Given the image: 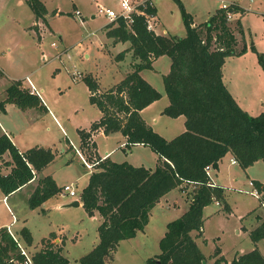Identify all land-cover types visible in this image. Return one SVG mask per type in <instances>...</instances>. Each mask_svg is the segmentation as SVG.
<instances>
[{
  "label": "trees",
  "instance_id": "1",
  "mask_svg": "<svg viewBox=\"0 0 264 264\" xmlns=\"http://www.w3.org/2000/svg\"><path fill=\"white\" fill-rule=\"evenodd\" d=\"M181 9L187 34L184 37L159 35L149 31L144 17H135L129 27L124 20L105 27L107 38L114 43L130 44L138 61H133L125 77L109 89L103 90L93 75L84 77L90 102L102 116L89 130H78L81 145L89 149L92 135L103 130L105 135L121 133L127 138V147L144 145L160 157L155 170L116 162L111 158L89 152L92 162L100 161L90 174L88 185L80 198L86 212L92 217L99 213V243L79 259L81 264H111L122 241L135 238L150 221L155 206L176 188L190 195L188 210L169 222L159 246L160 253L147 260V264H264V255L256 247L251 252L228 262L217 247L210 263L196 238L204 237V210L215 200L224 197V189L211 187L206 168H219L220 161L231 154L239 165L248 169L258 161L264 162V111L251 115L231 94L224 81V66L231 56H242L247 47L237 48L239 40L227 19L226 11L218 9L206 22L195 26L193 16L186 11L181 0H175ZM37 19L48 13L41 0H27ZM235 11L243 8L234 7ZM155 13V9L150 10ZM238 33L242 24L237 20ZM255 50V48H253ZM127 51L118 58L124 59ZM168 56L172 63L164 76L165 91L170 104L163 114L186 118V130L172 140H167L142 116V111L161 99L162 94L141 74L152 69L153 63ZM264 67V56H260ZM13 104L22 111L31 108L47 110L40 94L31 93L20 80H14L0 101V109ZM76 151L70 147L69 151ZM11 155L4 161L5 154ZM59 155V151L36 146L20 151L7 134H0V189L8 197L37 178ZM264 202V183L255 181ZM52 176L39 179L38 186L29 199L31 209L40 208L45 202L62 192ZM259 226L250 232L255 245L264 239V218L257 215ZM197 235L194 236L193 233ZM17 240L8 228L0 229V264H25L20 243L32 246L31 231L24 227ZM56 233L41 240L42 248L31 255L34 264H71L63 255V246L54 242ZM206 242V239H204Z\"/></svg>",
  "mask_w": 264,
  "mask_h": 264
},
{
  "label": "rangeland",
  "instance_id": "2",
  "mask_svg": "<svg viewBox=\"0 0 264 264\" xmlns=\"http://www.w3.org/2000/svg\"><path fill=\"white\" fill-rule=\"evenodd\" d=\"M41 1L47 5L48 13L39 26L38 22V25L34 24L36 17L27 0H0V100L5 98L6 90L14 80L22 81L23 87L25 84L29 89L30 84L27 81L29 76L46 104L60 119L61 126L67 129V134H64L59 126L46 120L50 146L59 151V156L52 167L62 170L58 175L60 182L67 181L69 184L73 182L77 184L78 190V196L61 198L59 201H70L71 198L78 200L79 192L82 193L88 185L90 169L84 165L81 155L76 151L65 154L62 151L66 150L68 139L76 144L80 142L78 130L90 129L93 123L101 118L100 110L90 102L89 88L84 77L93 75L101 88L106 90L118 84L131 70L133 61L138 60L134 58L132 51L127 50L130 44L114 43V40L107 38L105 34V27L111 21L99 13V6L119 10L118 0ZM221 1L181 0L186 11L192 12L199 24L206 23L220 9ZM225 1L236 3L247 10L241 18L236 17L230 21L239 40L237 48L241 50L246 46L247 51L242 56H231L227 59L224 67L225 81L231 82L235 77L242 75L253 77L251 88L246 89H251L254 95L250 99L256 108L252 109L251 115L256 116L264 111V104H260L262 100L264 102V67L260 62V56H264V0ZM155 2L159 7L161 18L159 31L162 33L166 30L168 36L173 37L186 36L187 30L179 4L175 0H155ZM237 20L241 21L242 34L238 33ZM53 43L56 46H53ZM122 51H127L124 59L118 58ZM165 59L171 61L168 56ZM147 77L154 87L164 91L162 75L149 71ZM167 102L169 100L165 98L160 107L164 104L167 107L169 105ZM157 109L146 114L147 120L152 122L151 118L157 113L155 112ZM13 119L17 127L20 124L21 127L23 126L22 117ZM165 121L167 123L173 120L166 115L160 124L155 126L172 140L182 131L179 133V129L174 126L171 131L166 132ZM95 141L96 149L101 155L105 156L107 152L117 149L114 159L124 162L129 160L137 165L150 164L153 167L157 164L158 154L151 148L136 149L129 158L125 150L120 148L117 138L96 135ZM70 146L73 148V145ZM94 146L92 137L89 149L82 147L80 143L79 151L88 160L89 152L95 154ZM224 167H230L229 158L225 159ZM230 170L227 171L231 176L230 180L226 177L224 179V170L223 168L221 170L220 164L219 168L213 170L210 175L211 180L222 183L225 187L220 185L224 189V197L205 208V236L199 238V244L207 255L213 254L217 247H222L224 255L229 258L238 252L252 251L255 244L250 232L255 228L254 216L260 215L264 218L261 197L240 192L242 189L251 191L252 187L249 183L254 178L264 181V162L258 161L248 169L238 164L232 166ZM236 175L240 177L239 183H235L232 179V176ZM194 191L193 187H190L188 192L180 188L170 191L167 194L171 200V204H168L170 208H164L161 213L156 210L152 214L149 228L141 233L137 240L120 243L111 264H147L149 258L159 254V243L166 232L167 222L179 217L180 211L187 210L188 200ZM3 195L0 189V225L13 222L12 213L2 201ZM24 196L25 192L19 193L8 201L10 208L16 214L20 212L16 205L24 202ZM227 206H230L231 210H227ZM71 211H76L77 214L68 215L62 210H56L54 206L49 207L46 213L26 209L24 214L28 217H25L26 220L20 219L13 229L18 231L24 226L30 228L36 238L35 245H38V241L42 238L52 231H60L63 227L67 236L74 238L72 243L78 241L77 245L70 246V256L76 257L80 255L81 248L93 240L96 226L100 225V221L95 224L96 222L90 220L89 214L83 208ZM252 211L254 214L250 216L249 213ZM80 217L85 218V221L82 223L76 221ZM204 238L207 239L206 242ZM260 250L264 254V239L260 243ZM33 253L28 251L30 256Z\"/></svg>",
  "mask_w": 264,
  "mask_h": 264
},
{
  "label": "crops",
  "instance_id": "3",
  "mask_svg": "<svg viewBox=\"0 0 264 264\" xmlns=\"http://www.w3.org/2000/svg\"><path fill=\"white\" fill-rule=\"evenodd\" d=\"M225 1V0H224ZM43 2V1H42ZM154 2V8H155V14H156V22H157V30H156V33L159 34V35H164V36H168L166 30H163V32L161 33L159 31V26H160V21H161V18H160V11H159V7L158 5H156V2L155 0H153ZM44 3V2H43ZM45 4V3H44ZM46 8H47V5L45 4ZM48 10V9H47ZM247 11V10H245ZM188 12V11H187ZM192 16H193V19H194V25L195 26H198V25H201L199 23L196 22L195 20V17H194V14L192 12H189ZM246 14V12L244 13ZM243 14V15H244ZM36 17V16H35ZM242 17V16H241ZM241 17H237V18H241ZM39 23V26L40 24H42L41 22H43V19H37L36 18V21H34V24L36 23ZM37 23V25H38ZM33 24V25H34ZM203 24V23H202ZM42 28V27H41ZM40 28V29H41ZM237 34V33H236ZM178 37V36H177ZM184 37V36H183ZM62 38V37H61ZM165 57L167 56H162L160 57L159 59H157L154 63H153V68L152 69H146V70H143L141 72L142 76L148 81L149 79H147V72H153L154 74H157L159 73V76L162 75L163 78L165 75H167L169 72H170V69H171V63L172 61H166ZM226 64V63H225ZM225 67V66H224ZM163 69V70H161ZM126 75V74H125ZM29 78V76H27ZM31 80V79H30ZM32 81V80H31ZM224 81H225V75H224ZM252 82H253V77L252 76H248V75H242L240 77H235L234 80H232L231 82H226L225 81V84L227 86V88L229 89V91L231 92V94L234 96V98L237 100V102L239 103V105L245 110L247 111L249 114H251L252 112V109H255L256 106L253 105V102L252 100L250 99L253 95V93L251 92V89L250 90H247L246 88L247 87H250L251 88V85H252ZM151 83V82H150ZM24 87L28 88L25 84H24ZM161 94H162V97L161 99H159L158 101L154 102L153 104H151L149 107H147L146 109H144L142 111V116L143 118L146 120V122L152 126V128L160 133L161 135H163L166 139L168 140H171V138H167V136H165L163 134V132H160L159 130H157V127L155 125H159L160 124V121L162 120V118H164V116H166L165 114H163V111L165 109V105L164 104L163 106L160 107L161 105V102L167 98V100H169V103L170 104V99L164 89V91H161L160 89H158L157 87H155ZM38 90V89H37ZM39 91V90H38ZM43 91V89L41 90V92ZM40 93V92H39ZM90 93V91H89ZM167 96V97H165ZM6 98V96H5ZM4 98V99H5ZM4 99L0 100V101H3ZM43 101H44V104L46 105V108L47 110H42L40 108H31V109H28L26 111H22L21 109H19L17 106L13 105V104H7L5 106V110L2 111L0 109V134H7L11 140L13 141V143L16 145V147L24 152V151H27L28 149H31L33 147H36V146H41V147H45V148H51V149H57L55 147H51L50 144V134H49V129H48V126H46V120H49L51 121L53 124H55V126H59L61 128V131L62 133L64 134H67V129L63 126H61V122H60V119L58 118V116L56 115V113L54 112V110H52L50 108V106L48 104H46V101L45 99L42 97ZM261 105L264 104L263 100L262 102L260 103ZM158 108V109H157ZM155 112H157L156 114H154L152 116V122L151 120H147L146 118V114L148 112H152L153 110H156ZM21 110V111H19ZM22 112V113H20ZM263 112V111H262ZM253 114V113H252ZM259 115V114H258ZM102 116V114H101ZM14 117H17V118H23L24 120V124L23 126L21 127V124L17 127L15 125V121H14ZM169 117V116H168ZM173 121H168L164 124H166V129L165 131L168 132V131H171V128H174V126L179 129V133L180 131H182L180 134H182L185 130H186V126H185V122H186V118L184 116H180L178 118H172ZM86 130H89V129H86ZM178 133V132H177ZM178 134V135H180ZM96 135H104V136H107L105 135L104 131L103 130H99L98 132H96L95 134L92 135V137L94 138V142H95V155L97 156H100V157H103V158H111L112 160L116 161V162H119V163H122L124 162V160H117V159H114V155L117 153V149H114L112 150L111 152H107L106 155H101L99 153V151L96 149V144L97 142L95 141V137ZM108 136H111V137H114V138H117L118 139V143H119V146L121 149H124L125 152H126V156L127 157H132L134 152L136 149H140V150H148L150 147H147V146H144V145H135V146H132V147H127L126 144H127V138L125 136H123L121 133H114V134H111V135H108ZM173 139V138H172ZM81 143V139H80V142L78 144H76L75 142L73 141H69V139L67 140V144H66V150H63L62 153L65 154L68 150V148H70V144L73 145V147H75L76 149L79 150V144ZM68 147V148H67ZM65 149V148H64ZM131 150V152H129ZM58 151V150H57ZM74 151V150H73ZM72 153V151H69ZM75 152V151H74ZM62 154V155H63ZM59 156V155H58ZM57 156V157H58ZM56 157V159H57ZM226 158H229L230 159V167H224V162H225V159ZM234 157L231 155V154H228L227 156H225L221 161H220V168L222 170H224V179L226 177L229 178V180L231 179V176L230 174H228L227 171H231L230 168H232V166H237L238 164L234 165L232 164L231 160L233 159ZM55 159V160H56ZM3 160L4 161H10L11 160V155L9 153L5 154L4 157H3ZM54 160V161H55ZM89 162H92L89 158H88ZM54 161L49 165L47 166L41 174H38L37 178L34 179L33 181H31L29 184H27L26 186H24L21 190L17 191L16 193L6 197L5 195H3L2 197V201L7 205V209L12 213V216H13V222L8 224H1L0 225V229L1 228H10L12 233L15 235V236H18L20 234V231L26 227L24 226L23 228H21L20 230L18 231H15L13 229V227L20 222V219L22 220H26L25 217H28L27 214H24V211L26 212V209H31L29 207V199L31 197V195L34 193V191L36 190L37 186H38V181L40 178L44 177V176H52L53 179L56 181L57 185L60 187V188H63L65 185L69 184V182L65 181V182H60L59 180V173L62 171L60 170L59 168H53L52 165L54 163ZM125 162H128L134 166H145L147 168H151L153 170L156 169V167L159 165V162H160V157L158 155V158H157V164L153 167L151 166L150 164H135V163H132L130 162L129 160H125ZM223 165V166H222ZM254 166V165H253ZM252 167V166H251ZM250 168V167H249ZM91 174V172H90ZM89 179H90V175H89ZM89 179H88V182L87 184L89 183ZM232 179L234 180L235 183H239L240 182V177L238 175L236 176H232ZM258 179L254 178V181H257ZM259 181V180H258ZM217 185H221L223 186L224 184L222 183H219V182H216L214 181ZM262 183H264V181H260ZM73 183V182H71ZM75 184V183H73ZM86 184V185H87ZM75 186H77V184H75ZM225 186H223L224 188ZM77 188V187H76ZM78 191V190H77ZM25 192V196H24V202L23 203H19L17 204V209L20 210V212L18 214H16L15 212H13V210L10 208L9 204H8V201L15 195L19 194V193H23ZM79 195H81V193L79 192ZM169 195H166L165 197L162 198V200L155 206V208L152 210L151 212V215H150V221H149V224L147 225L146 229L143 231V232H139L138 235L131 239V240H125V241H122L121 244H123L124 242H128V241H135L139 238L140 234L141 233H144L146 232V230L149 228L150 224H151V221H152V214L158 210V213H161V211L164 209V208H170L169 205L171 204V200L168 198ZM66 197H70L69 195H62L61 193L58 194L57 196L53 197L52 199L48 200L47 202H45L40 208H37V209H31L33 212H41V213H46V210L51 207V206H54V208L56 210H62L63 212H65L66 214L68 215H75L77 214L76 211H71L72 209H75V210H81V208H83L85 210V208L83 207V203L81 201V198L79 197L78 200H80V204L78 207H65V205L75 201V199H70V201H59V199L61 198H66ZM189 201V205H190V200ZM261 202V200H260ZM169 204V205H168ZM189 208V206H188ZM187 208V210H188ZM187 210L185 211H180L181 212V215L182 216ZM227 210H231V207L230 206H227ZM254 214V211H252L251 213H249L250 216H252ZM179 216V217H180ZM204 216H205V210H204ZM177 217V218H179ZM89 218L90 220H93V222H96L95 224H97V222L100 221V224H101V217L99 215V213H96L95 216H90L89 215ZM175 218V219H177ZM255 219L254 220V225H255V228H257L260 224V222L256 219V217L254 216ZM173 219V220H175ZM171 220V221H173ZM76 221L78 222H83L85 221V218H78ZM169 221V222H171ZM167 222V224L169 223ZM68 227V226H67ZM28 228V227H27ZM98 228H99V225L96 226V232H95V235L93 237V240L90 242V244H87L86 246H83V248H81L80 250V255L79 256H76V257H71L70 256V246L73 244V245H77L78 244V241L72 243V241H74L73 239L74 238H69L65 231V229L63 227L60 228V231H52L51 233H56L57 235V238L54 240V242L58 245H62V242L65 240V245L63 246V255L69 259L71 261V264H79V259L82 258L83 256H85L86 254H88L100 241V238H99V232H98ZM245 228V227H243ZM254 228V229H255ZM32 235H33V238H34V242H33V245L32 246H26L23 242L20 243L21 246L27 251H33L34 253L39 251L41 248H42V242L41 239L40 241H38V245L36 244L35 245V235H34V232L33 230H31L30 228H28ZM78 228H76L77 230ZM205 229V228H204ZM253 229V230H254ZM75 230V231H76ZM70 231V230H69ZM252 231V230H251ZM78 232V231H77ZM50 233V234H51ZM196 232L193 233L194 236L197 235V233L195 234ZM50 234L46 237H49ZM146 236V235H144ZM204 236H205V230H204ZM45 238V237H44ZM206 239V238H204ZM196 241H197V244L199 245V247L201 248V250L203 251L201 245L199 244V238H196ZM207 241V239H206ZM262 241V240H261ZM261 241L255 245V248L257 247L259 250H260V243ZM221 248V256H224L225 259L228 261V262H231L235 257L239 256V255H243V254H246V253H241V252H238L236 253L232 258H229L227 256L224 255L223 253V249L222 247ZM254 248V249H255ZM253 249V250H254ZM261 251V250H260ZM251 252V251H250ZM33 253V254H34ZM204 253V251H203ZM248 253V252H247ZM262 253V251H261ZM205 254V253H204ZM263 254V253H262ZM157 255V254H156ZM213 254L211 255H207L205 254V256L209 259V262L210 263H214L215 259L213 258ZM264 255V254H263Z\"/></svg>",
  "mask_w": 264,
  "mask_h": 264
},
{
  "label": "built area",
  "instance_id": "4",
  "mask_svg": "<svg viewBox=\"0 0 264 264\" xmlns=\"http://www.w3.org/2000/svg\"><path fill=\"white\" fill-rule=\"evenodd\" d=\"M249 2H253L254 0H247ZM119 3V10H114L112 8H106L104 6H99V13L103 14L106 16L111 23L117 22L119 20H124V22L131 27L134 22H135V17L141 16L144 17L146 21V25L149 31L155 32L156 33V14L152 13L150 10L155 9L154 8V2L153 0H118ZM234 7H239L236 3L228 2V1H221V6L220 8L226 11L227 14V19L228 21L234 20L236 17H241L244 12L243 11H235ZM245 10V9H244ZM246 12V11H245ZM79 12H77L78 14ZM53 46H56L55 43H53ZM27 81L30 84L29 90L31 93H36L40 94L39 91L37 90L36 86L32 83L30 78H27ZM77 153H79L83 159L84 165L90 169V172L93 171L94 167L100 163V161H95V162H89L82 154L81 152L77 149ZM105 159V158H103ZM2 160H0V165L2 164ZM232 164L236 165L239 164L238 161L233 158L231 160ZM214 169L211 166H208L206 168V172L211 175V172ZM211 187H220L217 185L213 180H210L208 183ZM249 186L252 187L251 191H245V190H240L241 193H246V194H252L256 197H261V193L259 192L258 188L255 185V181L251 180L249 183ZM222 188V187H221ZM62 195H69L71 197H76L78 196V191L75 186V184H67L63 187ZM218 204H220L218 202ZM262 206L264 207V202L262 203ZM9 232L13 235V237L17 240V237L12 233L11 229L8 228ZM21 247L22 254L26 257V262L25 264H34L31 256L27 253V251L19 244Z\"/></svg>",
  "mask_w": 264,
  "mask_h": 264
},
{
  "label": "water",
  "instance_id": "5",
  "mask_svg": "<svg viewBox=\"0 0 264 264\" xmlns=\"http://www.w3.org/2000/svg\"><path fill=\"white\" fill-rule=\"evenodd\" d=\"M80 204V201L79 200H75L67 205H65V207H78ZM204 264H206V261H204Z\"/></svg>",
  "mask_w": 264,
  "mask_h": 264
}]
</instances>
